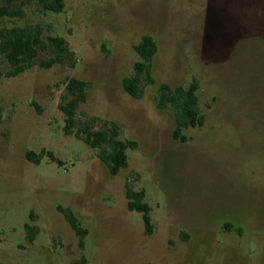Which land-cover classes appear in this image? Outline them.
<instances>
[{"label":"rangeland","instance_id":"1","mask_svg":"<svg viewBox=\"0 0 264 264\" xmlns=\"http://www.w3.org/2000/svg\"><path fill=\"white\" fill-rule=\"evenodd\" d=\"M21 18L4 28H40L53 50L9 78L0 54V264H264V0H66L62 13L36 0H0ZM158 47L154 84L134 99L123 80L141 61L135 47ZM88 83L76 121L136 144L129 166L111 175L99 151L65 132L66 84ZM199 85L202 128L174 139L172 107L160 88ZM40 156V164L27 159ZM127 187L145 192L153 234L128 210ZM88 230L85 249L59 212Z\"/></svg>","mask_w":264,"mask_h":264},{"label":"trees","instance_id":"2","mask_svg":"<svg viewBox=\"0 0 264 264\" xmlns=\"http://www.w3.org/2000/svg\"><path fill=\"white\" fill-rule=\"evenodd\" d=\"M13 0H9L11 3ZM47 12L62 13L65 9L66 0H36ZM22 12L13 11L9 7L0 6V22L6 18H21ZM53 50V56L49 61L40 64L43 68H51L57 63L63 62L65 56L70 52L67 42L61 37H47L43 39V32L40 28H4L0 31V54L4 57L10 68L7 77H17L30 70L34 65L41 51ZM136 53L141 61L134 66V75L123 80V89L134 99H140L144 95L145 85L154 84L152 78V61L158 53V47L150 36L143 37L140 44L135 47ZM3 75L0 73V79ZM88 83L69 79L66 84V94L62 97L63 104L60 106L61 112L65 116V132L70 134L77 126V134L84 135V142L92 149L99 151V159L107 166L113 176H117L122 170L129 166L128 150L135 149L136 144L125 142L120 139V128L117 124L111 123L106 130H96L89 123H78L76 121L77 112L81 104L85 103L88 93ZM199 85L195 82L189 89L178 87L172 89L169 85L161 86L159 94L160 108L172 107L177 128L174 132V139L187 143L189 139L181 135L183 129L202 128L205 125L206 117L199 110V99L197 92ZM2 112L0 109V124ZM27 159L35 164H40V156L31 152L27 154ZM126 198L128 200V210L138 212L143 215V221L147 235L153 234L151 219L152 208L145 203V192H136L127 187ZM59 212L63 214L72 230L79 238V246L85 249V239L89 232L81 227L78 219L70 209L59 207ZM82 264H87L86 258L82 259Z\"/></svg>","mask_w":264,"mask_h":264}]
</instances>
